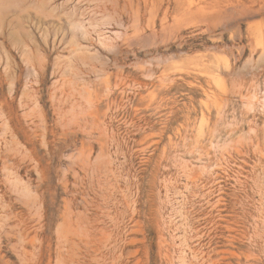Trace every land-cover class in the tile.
<instances>
[{
	"label": "rangeland",
	"instance_id": "rangeland-1",
	"mask_svg": "<svg viewBox=\"0 0 264 264\" xmlns=\"http://www.w3.org/2000/svg\"><path fill=\"white\" fill-rule=\"evenodd\" d=\"M0 264H264V0H0Z\"/></svg>",
	"mask_w": 264,
	"mask_h": 264
}]
</instances>
